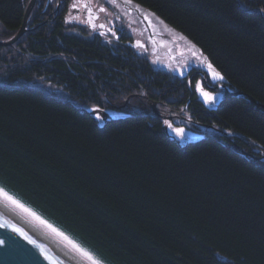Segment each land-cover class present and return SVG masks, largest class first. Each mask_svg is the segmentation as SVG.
<instances>
[{
  "label": "trees",
  "instance_id": "1",
  "mask_svg": "<svg viewBox=\"0 0 264 264\" xmlns=\"http://www.w3.org/2000/svg\"><path fill=\"white\" fill-rule=\"evenodd\" d=\"M30 1L0 0V41L21 30ZM72 2L38 0L26 35L0 47V188L107 264H264V0L129 3L224 76L232 92L216 108L193 88L198 75L210 83L202 71L172 77L131 38L108 46L66 25ZM36 82L103 116L142 95L214 135L182 148L149 112L99 126L23 86Z\"/></svg>",
  "mask_w": 264,
  "mask_h": 264
},
{
  "label": "rangeland",
  "instance_id": "2",
  "mask_svg": "<svg viewBox=\"0 0 264 264\" xmlns=\"http://www.w3.org/2000/svg\"><path fill=\"white\" fill-rule=\"evenodd\" d=\"M66 18L68 19L66 25H71L73 28L80 27V34L88 30L94 39L99 40L104 45L127 44L129 39L125 40V38H131L135 41L134 44L137 45L138 55L145 57L155 70L163 71L172 77L181 79L188 77L189 82H191L195 75L194 70L202 71L208 75L210 83L205 84L204 75H198L193 88L198 99L209 108H216L227 94L232 92L224 86L225 78L220 80L214 76L213 70L215 72H219V70L197 47L187 42L182 35L168 29L153 15L138 10L137 7L129 3L122 0H73ZM68 29L69 32L76 33L75 29L70 30V27ZM209 64H211V68L208 67ZM220 75L222 74L220 73ZM23 86L42 91L51 98L72 103L82 112H91L96 116L99 126H104L108 119H122L132 112H149L152 115L161 116L168 137L182 148L205 139L208 134L214 135L209 130L201 133L193 130L189 122L190 119L174 105L152 103L142 95L130 97L125 105H120L123 108L128 107L131 111L116 110L103 116L92 111V107L79 106L73 102L62 87L47 82L27 83ZM204 93H208L211 98H206ZM178 130H182V132ZM0 202L22 217L27 223L56 241L75 257L86 264H90V261L78 250L77 246L79 245L77 243L47 223L36 212L23 204L32 213H35V216H33L9 200L4 199L3 196H0ZM79 248L81 247L79 246Z\"/></svg>",
  "mask_w": 264,
  "mask_h": 264
},
{
  "label": "water",
  "instance_id": "3",
  "mask_svg": "<svg viewBox=\"0 0 264 264\" xmlns=\"http://www.w3.org/2000/svg\"><path fill=\"white\" fill-rule=\"evenodd\" d=\"M38 0H31L21 30L10 41H0V47L16 44L27 33L29 17ZM9 237L10 242L0 247V264H70L39 244L29 233L12 223L0 212V239ZM10 244V246H9Z\"/></svg>",
  "mask_w": 264,
  "mask_h": 264
},
{
  "label": "bare ground",
  "instance_id": "4",
  "mask_svg": "<svg viewBox=\"0 0 264 264\" xmlns=\"http://www.w3.org/2000/svg\"><path fill=\"white\" fill-rule=\"evenodd\" d=\"M0 212L12 223L29 233L39 244H41L51 253L66 260L70 264H86L82 260L75 257L73 254H71L69 251H67L65 248L60 246L56 241L49 238V236L45 235L42 231L27 223L22 217L14 213L12 210L8 209L1 202Z\"/></svg>",
  "mask_w": 264,
  "mask_h": 264
},
{
  "label": "snow or ice",
  "instance_id": "5",
  "mask_svg": "<svg viewBox=\"0 0 264 264\" xmlns=\"http://www.w3.org/2000/svg\"><path fill=\"white\" fill-rule=\"evenodd\" d=\"M124 2L125 3H131L132 0H124ZM208 67L211 68L212 67L211 64H209ZM213 71H214V76L216 78H218L220 80L224 79V77L222 75H220L219 72H215V70H213ZM204 95H205L206 98H211V97H209L208 93H204ZM178 131L182 132V130H178ZM0 196H3L4 199L9 200L11 203L16 205L17 207H20V208L24 209L25 211L29 212V214L35 216V213H32L22 203H20L19 201L15 200L12 196H10L2 188H0ZM36 218L40 219L39 217H36ZM49 227H51V226L49 225ZM6 242H10V238L9 237H4V238L0 239V247L5 246ZM11 243H14V242H10V244ZM10 244H9V246H10ZM77 247H78V250L81 252V254L90 261V264H107V262L103 258H98L97 256H94L91 252L85 251L84 249L79 248V246H77Z\"/></svg>",
  "mask_w": 264,
  "mask_h": 264
},
{
  "label": "flooded vegetation",
  "instance_id": "6",
  "mask_svg": "<svg viewBox=\"0 0 264 264\" xmlns=\"http://www.w3.org/2000/svg\"><path fill=\"white\" fill-rule=\"evenodd\" d=\"M71 4V3H70ZM70 4H69V6H70ZM69 6H68V9H69Z\"/></svg>",
  "mask_w": 264,
  "mask_h": 264
}]
</instances>
